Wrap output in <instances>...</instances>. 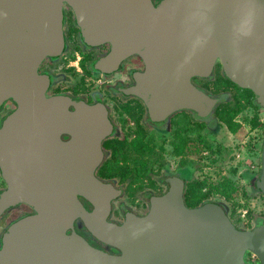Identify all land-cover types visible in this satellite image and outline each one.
<instances>
[{
  "label": "water",
  "instance_id": "95a60500",
  "mask_svg": "<svg viewBox=\"0 0 264 264\" xmlns=\"http://www.w3.org/2000/svg\"><path fill=\"white\" fill-rule=\"evenodd\" d=\"M67 6L87 44L111 45L110 63L131 55L144 60L135 92L153 119L181 107L208 112L217 100L192 79L209 77L218 63L264 108V0H0V108L8 99L17 103L0 127L7 183L0 215L19 204L34 210L5 234L21 260L6 261L3 244L0 264H251L248 253L264 264V217L245 229L221 203L189 207L182 181L153 197L146 215L109 220L119 191L96 175L111 131L106 110L73 105L71 111L62 103L72 100L49 95V77L40 72L66 48ZM260 152L254 190L264 194V141ZM77 221L119 252L90 245L76 232Z\"/></svg>",
  "mask_w": 264,
  "mask_h": 264
},
{
  "label": "flooded vegetation",
  "instance_id": "af4514ba",
  "mask_svg": "<svg viewBox=\"0 0 264 264\" xmlns=\"http://www.w3.org/2000/svg\"><path fill=\"white\" fill-rule=\"evenodd\" d=\"M158 1V0H155ZM65 39L66 48L57 58H49L40 67V72L50 80L49 95H62L72 101L62 103L71 105H102L106 110L111 124V131L102 141L103 159L96 170V175L104 182L113 184L119 191V196L112 201L110 221L121 223L125 214L132 212L137 216L146 215L151 208L153 197L163 196L173 184L179 181L184 183V200L189 207H195L201 197L203 181L196 178L198 156L202 147H211L215 154H225L229 147L235 148V139L241 132L243 119L249 120V130L255 139L254 147L260 151L264 141V108L255 103V94L250 89L241 88L227 79L218 63L209 77H193L194 85L207 95L217 100L216 105L208 112L202 113L194 108L181 107L167 113L162 119L155 120L144 101L135 92L138 77L146 70L145 62L139 55H131L118 64H112L106 58L111 51V45L104 43L97 46L87 44L77 25L75 14L71 7L65 8ZM101 61V67L96 66ZM78 72H81L79 77ZM221 87L226 92L231 90V99L223 100L216 93L212 85ZM99 86L100 89L94 88ZM243 101V103H242ZM248 104V105H245ZM0 108V127L4 118L16 107L17 103L8 99ZM242 123V126H241ZM133 133V136L131 134ZM156 136L162 138L161 147L164 150V165L156 171H148L143 175L141 166L129 167L124 161L129 151L136 156L144 157L152 154L156 146ZM212 137L213 139H210ZM69 134H63L62 139L67 141ZM209 138L211 142L207 141ZM218 142L215 143L213 140ZM241 142H244L241 140ZM171 157H177L174 163ZM123 158V159H122ZM137 163L139 161H136ZM236 166V165H235ZM261 164L255 162V169L247 174L244 170L242 183L245 188L250 180L260 173ZM228 185V184H225ZM7 183L0 172V193ZM219 188L223 187L221 183ZM192 191V193H191ZM208 193L207 201H214L224 205L232 221L240 227L248 228L251 223L243 225L237 223L232 216L230 201L217 189H205ZM187 193L188 200H187ZM264 194H260V196ZM84 205L91 209L89 202L82 198ZM34 213V210L25 204H19L5 210L0 215V248L4 247L6 261L21 256L10 247V241L5 242V234L9 226L18 219ZM75 222V230L95 248L102 249L110 254H117L119 250L108 245L92 235L83 224ZM70 233V231L68 232ZM246 260L251 264L258 263V258L248 253ZM5 264H19V262H5ZM26 264V263H20Z\"/></svg>",
  "mask_w": 264,
  "mask_h": 264
},
{
  "label": "rangeland",
  "instance_id": "374dc122",
  "mask_svg": "<svg viewBox=\"0 0 264 264\" xmlns=\"http://www.w3.org/2000/svg\"><path fill=\"white\" fill-rule=\"evenodd\" d=\"M80 73L81 72H78L77 74L79 77H81ZM212 87L218 89L215 92L219 93L222 101L231 99L233 93L231 92L232 89H229V91L226 92L225 89L221 88L225 87L222 84L220 86L212 85ZM94 88L100 89L98 85ZM243 117H246V115L244 114V116L241 117L242 123H244L243 126L241 123V132L238 136H233V139H235L234 144H236L235 148L229 147L226 149L225 154L220 155L221 153L219 151V155H217L211 147H206L204 145L198 156V169L196 172V178L204 182L201 191L210 188L212 190L217 189V191L228 198L231 203L230 209H232V216L237 223H241L240 217L245 210L247 211V216L251 222L257 216L264 217L262 214L263 210H261V207L264 205V196H260L261 193L255 192L254 190V179L259 174L250 180L247 188H245L242 183L243 174L240 178L238 177V173L242 170L247 174L251 171L250 169H255L256 160L259 165L261 164V152L255 149L253 143V139H255L256 135L249 130V120L245 121ZM131 136H133V133ZM209 138L213 139L212 137ZM209 138H207V141L210 140ZM241 140L244 142H241ZM213 141L215 143L218 142L216 139ZM161 142L162 138L156 136V146L152 154H146L144 157H139L136 156L133 151H129L124 161L127 162L129 167L141 166L143 175H146L150 170L156 171L157 169H160L164 165L163 162L165 157L164 150L159 148V146L161 147ZM171 160L176 163L178 158L171 157ZM136 161L139 162L137 163ZM221 183L223 184V187L219 188L218 186Z\"/></svg>",
  "mask_w": 264,
  "mask_h": 264
},
{
  "label": "built area",
  "instance_id": "2783aa9c",
  "mask_svg": "<svg viewBox=\"0 0 264 264\" xmlns=\"http://www.w3.org/2000/svg\"><path fill=\"white\" fill-rule=\"evenodd\" d=\"M261 210H263L262 214L264 215V205L261 207ZM240 220H241V223L243 225L251 223L250 219L247 216V211L246 210L243 211V213H242V215L240 217Z\"/></svg>",
  "mask_w": 264,
  "mask_h": 264
},
{
  "label": "trees",
  "instance_id": "16d2710c",
  "mask_svg": "<svg viewBox=\"0 0 264 264\" xmlns=\"http://www.w3.org/2000/svg\"><path fill=\"white\" fill-rule=\"evenodd\" d=\"M191 193H192V191H191ZM188 194L189 193H187V200H188V197H189ZM207 196H208V193L202 191L201 197L197 200V202L194 205H201L202 203H204L205 201H207L206 200Z\"/></svg>",
  "mask_w": 264,
  "mask_h": 264
}]
</instances>
